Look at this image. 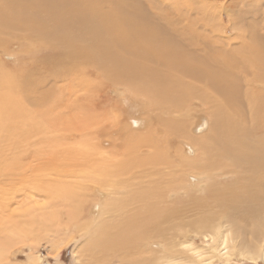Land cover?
Listing matches in <instances>:
<instances>
[{
  "label": "bare ground",
  "instance_id": "1",
  "mask_svg": "<svg viewBox=\"0 0 264 264\" xmlns=\"http://www.w3.org/2000/svg\"><path fill=\"white\" fill-rule=\"evenodd\" d=\"M103 3H109L107 10L101 8ZM140 7L128 0H0V42L9 43L17 35L28 44L51 49L57 60L51 57L47 62L55 61L54 72L75 75V83L83 88H91V81L85 79L94 76L126 87L158 112L149 123L156 121L153 125L158 124L162 133L156 137L145 130L148 135L136 138L131 133L145 129V121L132 115L120 121L114 118L112 133L120 139L116 142L95 118L64 116L68 107L80 108L55 103L62 101V90L43 96L42 100L55 104V110L45 109L25 121L13 92L30 88L31 80L24 75L12 78L0 70V128L12 137L15 122V131L23 138L37 128L39 120L44 130L38 136L45 138L48 147L41 160L34 154L27 164L32 185L27 181L20 185L45 190L46 196L39 193L45 201H35V194L36 198L27 199L33 191H25L27 196L21 197L26 203H22L30 207L22 204L17 211L12 209V219H17L7 232L20 238L29 225L18 219L36 212L53 220L58 212L62 216L63 205L68 210L66 219L77 227V213H90L96 221L110 218L111 223L98 227L93 235L91 220L78 230L91 232L89 247L98 262L107 260L103 254L112 256L117 251L127 264H217L236 256L255 260L264 245V45L251 50L243 39L232 52L219 53L214 46L201 54H185L175 36L144 21ZM205 7L207 13L217 14L219 23L222 9L210 2ZM86 67L94 68L95 75L84 73ZM254 77L262 87L260 94L250 88L256 83ZM190 103L211 109L212 119H206L209 130L206 121L198 120L204 115L196 116L202 122L199 126L195 122L189 128ZM205 129L208 136L200 143L201 135L196 134ZM88 130L92 132L83 133ZM72 141L75 147L62 148L63 142ZM198 149L203 150L198 158L189 159ZM173 158L179 167L173 165ZM37 169L44 175L36 176ZM220 174L231 182L210 183ZM48 177L56 178V183H45ZM204 180L207 183L202 185ZM53 198L58 205H53ZM192 232L210 237L211 246L194 247ZM8 259V249L0 246V264H10Z\"/></svg>",
  "mask_w": 264,
  "mask_h": 264
},
{
  "label": "rangeland",
  "instance_id": "2",
  "mask_svg": "<svg viewBox=\"0 0 264 264\" xmlns=\"http://www.w3.org/2000/svg\"><path fill=\"white\" fill-rule=\"evenodd\" d=\"M128 1L131 6H141L139 13L144 16V21H147L152 25H156L158 28L175 36L181 43L185 54H201L204 50L208 49L209 47L213 48L214 46H216V48L219 47V53H221V51H225V49L227 53L229 51L232 52L230 49L237 48L240 44L239 40L243 39H247V47L251 48V50H254L256 47L260 48L261 44L264 45V0ZM208 2L212 3L213 6H216L218 11L222 9L220 10L221 17L219 23V17L216 13L213 11L208 13L206 12L205 6ZM109 6V3H103L101 8L107 10ZM212 10H215V8H212ZM254 24L255 28L253 29ZM251 30L255 32L252 33ZM180 36H182V38H180ZM250 38H255L257 42L248 40ZM260 52H262L261 49ZM54 54L55 53L51 49H44L36 43L28 44L24 41H21L17 35L9 43H7L5 39H2L0 42V70L4 71L5 75H12V78H15L18 75H24L28 76V78L31 80L30 88H16V93L13 92L14 100H17V104L20 105L18 107L23 112L24 116H26L25 121L30 119L29 117H32L33 114L42 115L46 111L55 110V104H50L46 100H42L43 96L45 94H56V92H61L60 90H62V93H60V99L62 98V101L55 103H61L63 108L67 104H75L77 109L78 107L80 108L75 110L74 106L68 107L69 109L67 108L66 111L67 115L64 116L67 118L68 116L76 117L78 114L77 117L79 120H90L91 118H95L98 122H100L99 124L104 125V128L100 125L101 128H103V131L111 133L109 138L115 140L116 142H119L118 140L120 139L117 138L118 136H116L115 133H112V131L116 130V128L113 127L114 125H112L114 124L113 119L115 118L117 121H120L121 119L125 120V117H130L131 115L137 117L138 119L140 117L143 122L145 121V127H143L145 129L140 130V132L138 131L139 133L130 132L133 135L135 134L134 137L142 138L143 135H148L146 131L149 133L155 132L154 135L156 134V137H161L162 133L157 128L159 125H153L154 123L156 124V121H153L154 123L152 122V124L149 123V119L153 117L155 118V116L157 117L158 112L153 111L151 107H149L150 102L147 99H138L134 97L133 93L130 90H127L126 87L120 88L119 86H114L110 82L106 83L97 76L85 79L87 81H91V88H83L81 84L75 83V75L70 77L66 75L59 76L58 73L54 72L55 61L51 59L49 63L47 62V60L51 57L57 60ZM63 62L69 63L67 60H64ZM84 73L88 75H95L96 70L92 67H86L84 69ZM56 77H59V79H56ZM254 78L256 79V83L255 85L252 84L250 88L254 87L252 88V91L260 94L262 91L260 88L262 87L260 86L258 78ZM53 83L56 85L54 86ZM19 89L21 91H19ZM120 89L122 90L120 91ZM120 92L123 93L120 94ZM135 99L136 101H133ZM81 107L84 108L81 110ZM42 109H44V111ZM84 109L86 111H83ZM71 110L74 111L71 112ZM210 110L211 109H208L206 106H199L197 104L191 105L190 103V108L186 111V114L190 116L188 118L190 123H188L189 120L187 119L189 128H191L195 122H197L199 126L202 123L198 121L200 120L206 121L205 127H208L209 130L210 125L207 126V120L209 121V119H212ZM57 112H59V109ZM199 115H204L205 117H201V120ZM196 116H198L200 119L197 120ZM203 118L205 119L203 120ZM14 123L13 125L17 127L16 123ZM13 125L12 137L0 128V246L8 249L9 259L7 263L33 264L34 262V264H127V260L124 257L117 255V253H120L119 251L113 253L112 256H106L102 251V254L107 260L98 262L95 253L89 247L91 232L89 230L84 232L78 231L79 227L83 228L84 223H87L88 220H91L93 221V235L95 229L98 227H101L105 224H110V218L100 217V219L96 221L90 213L87 214V216L77 213L76 219L77 223L79 224V227H77V225H75V221H71L69 223L66 219V212L68 210L65 209L63 205L60 207L62 216L58 211V215L56 214V219L53 218L55 215L54 213V215H51L55 221L50 219V215L49 217L48 215L42 216L35 212L36 214H31V217L29 218L24 217L22 220H17V222L20 220V224H27L28 221L29 225L27 227L23 225L27 231L22 233L20 238L16 237V239H14L12 235L8 234L7 230L15 223L17 219H12V209H16L14 211H17V209H19L22 204L25 206L22 205L21 207H25L26 209L30 207L25 204L26 201L24 198L27 196L23 195L25 191L28 194L33 191V193H30L29 196H27V199L29 197L33 198V194H35L37 197L35 201L39 202L42 201L41 199L43 198H40L39 196L42 194L45 195V190L37 189V187L34 186L35 188L31 191L27 190V188H23L22 186L20 187V185L23 184L22 182L26 181L27 185H32V180L28 178L32 172V169L29 170L27 164L30 165V161H32V156L34 154L36 158L41 160L44 153L48 150L45 138L38 136L41 133L40 129L44 130V127L41 125L39 120H37V128L28 136L25 135L23 138L17 134L18 132L15 131V127ZM206 130L207 129L202 130L201 133L196 134L197 137L201 135L198 138L200 143H202L201 139L205 142L208 136V132L205 133ZM157 131H159L160 134ZM89 132L92 131L88 130L83 133ZM125 132L129 133L128 129H126ZM196 135H194V137ZM75 137L79 138L80 134L75 133ZM63 143L64 144L62 145V148L64 150H66V147L72 148L76 146L75 142L73 143V141ZM71 144L73 145L72 147ZM189 145H192L191 142ZM179 146L183 151V145L181 146L179 144ZM194 151L189 154L191 155L188 157L189 159L198 158L197 153H202L203 150L198 149L196 153ZM173 165H177L179 167L180 164L179 162L176 164V161L173 158ZM22 168H26L27 171L22 170ZM35 173H37L35 174L36 176L44 175L43 171L39 169L35 170ZM51 178L52 177H48L47 180L50 179V181L45 180V183L49 182L50 184L54 185L56 183V178L53 177V180ZM184 180L186 181L185 178ZM213 182L214 185L230 183L231 178L220 174L218 177L214 176V179H212L210 183ZM190 183L193 184L192 181ZM203 183H207V181L202 182V185ZM31 194L33 196H31ZM181 195H184L183 191ZM49 196L50 195H48V197ZM78 199H81V196H78ZM51 200L53 201V205H58L57 199L53 198ZM43 201H45V198H43ZM47 201L49 203L50 200ZM74 202L75 198L72 199V204ZM7 204L8 207H6ZM16 204L18 207H16ZM89 206L90 207L88 209H91V205ZM52 210V207H50L47 211L49 213L52 212ZM17 213L19 215L22 214L20 211ZM196 213L197 212H194L190 217H194ZM36 215H39L40 217ZM101 216H104V214L102 213ZM226 229H228L227 226ZM190 237V243H192L196 248H205L211 246V240L208 236L205 237L204 235H195V233L192 232ZM154 249H158L157 246H155ZM257 258L255 256V260L250 261L249 258L247 259L236 256L228 262L225 260H219L217 264H264V245L262 252L260 253V257Z\"/></svg>",
  "mask_w": 264,
  "mask_h": 264
}]
</instances>
